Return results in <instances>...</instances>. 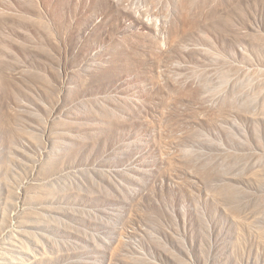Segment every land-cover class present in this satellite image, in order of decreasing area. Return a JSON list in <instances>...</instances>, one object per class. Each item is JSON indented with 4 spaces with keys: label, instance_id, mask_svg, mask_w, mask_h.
<instances>
[{
    "label": "rangeland",
    "instance_id": "1",
    "mask_svg": "<svg viewBox=\"0 0 264 264\" xmlns=\"http://www.w3.org/2000/svg\"><path fill=\"white\" fill-rule=\"evenodd\" d=\"M0 264H264V0H0Z\"/></svg>",
    "mask_w": 264,
    "mask_h": 264
}]
</instances>
